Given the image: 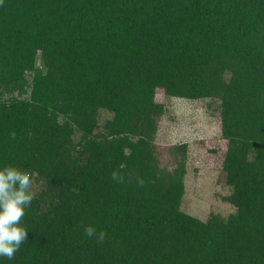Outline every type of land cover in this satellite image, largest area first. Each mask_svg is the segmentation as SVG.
I'll list each match as a JSON object with an SVG mask.
<instances>
[{
  "label": "trees",
  "instance_id": "1",
  "mask_svg": "<svg viewBox=\"0 0 264 264\" xmlns=\"http://www.w3.org/2000/svg\"><path fill=\"white\" fill-rule=\"evenodd\" d=\"M158 89L218 113L227 215L183 210L187 144L155 142ZM6 166L36 196L0 264H264V0H3Z\"/></svg>",
  "mask_w": 264,
  "mask_h": 264
},
{
  "label": "rangeland",
  "instance_id": "2",
  "mask_svg": "<svg viewBox=\"0 0 264 264\" xmlns=\"http://www.w3.org/2000/svg\"><path fill=\"white\" fill-rule=\"evenodd\" d=\"M157 101L166 106L159 121L155 142L159 146L187 144L183 210L200 220L209 214L227 215L233 207L222 197L228 190L217 182V162L210 151L222 146L218 113L208 109V101L166 98L158 89ZM109 117L103 114V119Z\"/></svg>",
  "mask_w": 264,
  "mask_h": 264
},
{
  "label": "clouds",
  "instance_id": "3",
  "mask_svg": "<svg viewBox=\"0 0 264 264\" xmlns=\"http://www.w3.org/2000/svg\"><path fill=\"white\" fill-rule=\"evenodd\" d=\"M3 0H0V4ZM15 132L10 134L15 139ZM127 154V152H126ZM112 179L122 183L124 177L113 171ZM33 175L13 166L0 169V257L14 259L22 244L27 240L28 231L21 226L26 207L30 206L36 193L32 191ZM143 184V181H140ZM84 235L95 237L98 244L104 243L106 232L93 226L84 228Z\"/></svg>",
  "mask_w": 264,
  "mask_h": 264
}]
</instances>
